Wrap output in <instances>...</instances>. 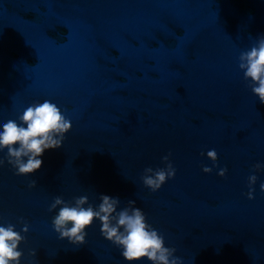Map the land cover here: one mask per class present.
<instances>
[{
	"label": "clouds",
	"instance_id": "9594fccd",
	"mask_svg": "<svg viewBox=\"0 0 264 264\" xmlns=\"http://www.w3.org/2000/svg\"><path fill=\"white\" fill-rule=\"evenodd\" d=\"M238 67L243 72L244 80L254 96L264 104V37L257 40L249 50L242 51L238 57ZM17 120L9 119L0 125V152L7 150V163L15 169L17 176L27 177L39 170L43 164L40 157L46 150H56L62 147L65 134L71 128V120L67 119L61 109L52 101L29 105ZM170 156L162 158L164 168L144 169L141 179L143 185L155 193L170 179H174L176 169ZM207 158L217 165V152L211 149ZM5 163L0 159V166ZM213 167L204 166L202 171L211 174ZM264 169V164L254 165L253 172ZM227 168H221L218 175L224 177ZM257 176L248 177L247 198H255ZM36 187V181L29 183V188ZM264 192V184L260 185ZM101 203L94 207L89 203L87 196H80L74 202H66L62 197L54 199L49 211L59 208L53 217L52 226L59 239H67L73 245H82L86 242V229L94 221L101 223V235L116 248L121 249V255L128 264H135L147 260L150 264H183L181 257L175 255L176 248L166 247L164 236L149 223L145 213L135 206V201L129 200L128 206L117 211L120 205L118 197L100 195ZM87 205V207H85ZM22 227L16 230L12 223H0V264H20L23 251L19 246L25 242L29 225L21 218ZM23 233L24 235H22ZM31 256L35 257L33 251Z\"/></svg>",
	"mask_w": 264,
	"mask_h": 264
}]
</instances>
